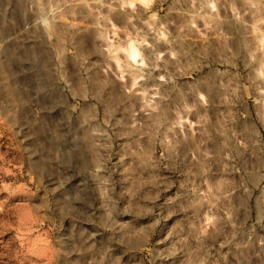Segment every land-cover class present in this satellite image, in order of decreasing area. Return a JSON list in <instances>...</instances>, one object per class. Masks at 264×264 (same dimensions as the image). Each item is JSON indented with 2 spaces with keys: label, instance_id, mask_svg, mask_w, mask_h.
Listing matches in <instances>:
<instances>
[{
  "label": "rangeland",
  "instance_id": "1",
  "mask_svg": "<svg viewBox=\"0 0 264 264\" xmlns=\"http://www.w3.org/2000/svg\"><path fill=\"white\" fill-rule=\"evenodd\" d=\"M0 264H264V0H0Z\"/></svg>",
  "mask_w": 264,
  "mask_h": 264
},
{
  "label": "bare ground",
  "instance_id": "2",
  "mask_svg": "<svg viewBox=\"0 0 264 264\" xmlns=\"http://www.w3.org/2000/svg\"><path fill=\"white\" fill-rule=\"evenodd\" d=\"M98 4H99V5H102V3H98ZM129 56L135 59V58L137 57V52H136V50H134V49L131 48V49L129 50Z\"/></svg>",
  "mask_w": 264,
  "mask_h": 264
}]
</instances>
